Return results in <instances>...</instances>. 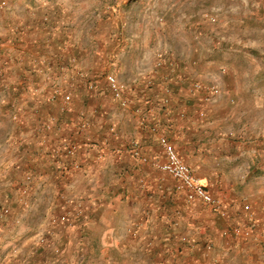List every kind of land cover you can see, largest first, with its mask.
Listing matches in <instances>:
<instances>
[{
	"label": "crops",
	"instance_id": "1",
	"mask_svg": "<svg viewBox=\"0 0 264 264\" xmlns=\"http://www.w3.org/2000/svg\"><path fill=\"white\" fill-rule=\"evenodd\" d=\"M85 1L91 3L94 16L83 12L78 27H72L75 19L69 9L62 21L56 18L50 23L49 20L46 27L39 28L37 17L51 12L45 8L36 14L28 13L27 29L21 39H14L17 35L7 32L4 38L5 44L15 52L13 73H18L19 78L13 79H19L24 89H27L24 80L32 85L37 80H47L34 86L40 91L46 87L40 96H48L51 81L41 74L45 71L44 59L61 58L70 66L74 59V68L85 76L75 83L69 111L60 112L58 103H49L44 109L35 106V110L43 111L35 125L51 113L57 114V122L53 129L42 132L41 135L49 133L44 140L35 133L37 140L30 146L33 153H23L21 160L40 159L39 152L47 142L46 151L47 148L51 151L42 156L44 161L38 169L44 181L52 180L53 185L55 178L50 174L55 172L58 176L63 172L51 160L57 139L63 137L65 140L61 142L65 144L76 142L79 145L74 156L65 154V182H60L59 190L51 192L48 202L55 209L50 216L64 219L69 225L65 221L66 211L79 209L81 215L71 221L72 237L84 245L81 249L84 255L91 247L95 252H103V264H264L262 199L253 198L242 204L235 193L225 196L230 212L228 218H223L201 201L188 202L173 176L152 162H140L131 153L132 143H136L151 161H163L165 155L159 137L166 135L201 182L213 187L207 173L202 171L207 143L205 138L197 137L199 132L193 124L194 100L189 92L185 96L182 89L173 84L169 102L164 103L162 74L153 77L154 50L160 47L156 42L151 46L150 40L143 37L146 28L135 24L140 22L133 9L141 4L143 12L146 0H83V3ZM64 19L68 26L62 32L60 26ZM125 49L130 52L126 53ZM136 54L138 60L134 59ZM1 64L0 71L4 72ZM109 73H115L128 86L129 108H122L113 98L106 79ZM151 78L155 79L153 85L149 84ZM88 81L96 83L94 90L87 88ZM68 83L70 81L65 80V84ZM199 113L201 115V110ZM74 162L83 168L75 170ZM34 186L19 200H16L19 192L15 191L17 207L22 208L32 200L35 204ZM245 204H249L250 209H246ZM60 224L56 226H62ZM247 224L254 228L249 235L226 234L231 226ZM70 228L66 229L67 239ZM182 236L189 242H184ZM30 253L31 250L24 255L30 256Z\"/></svg>",
	"mask_w": 264,
	"mask_h": 264
},
{
	"label": "rangeland",
	"instance_id": "2",
	"mask_svg": "<svg viewBox=\"0 0 264 264\" xmlns=\"http://www.w3.org/2000/svg\"><path fill=\"white\" fill-rule=\"evenodd\" d=\"M145 3L143 12L141 4L133 7L140 22L135 24L144 25L143 37L150 40L151 46L156 42L159 50L177 60L182 78L178 77L174 84L185 96L192 80L219 87L218 96L208 103L201 102L198 94L188 93L195 104L191 113L199 132L197 137L205 138L207 143L202 171L213 184L209 189L224 203V197L234 193L242 204L253 198L264 201V0H146ZM45 8L51 12L46 11L36 22L42 29L49 20L62 21L69 9L75 19L72 27H78L83 12L94 16L91 3L83 0H0V50L5 51H0V64L5 63L1 64L5 71H0V203L3 206L8 200L11 207V213L0 218V264H103V252H95L91 247L82 254L84 245L73 239L74 229L64 219L50 216L55 208L48 200L51 192L59 190L65 182V176L52 172L53 185L52 180L45 182L42 178L38 165L44 161L42 156L51 151L49 148L46 151L48 143L40 150V159L21 161L23 153L32 152L30 146L37 140L35 133L42 140L49 136V133L41 135L44 131L35 127H41L40 120L37 125L35 122L43 116V111L35 110V106L48 107L51 102L40 96L46 87L36 94L24 89L19 79H13L19 75L13 73L15 52L4 38L7 32L17 35L14 39H21L27 29L28 13L36 14ZM65 21L60 26L62 32L68 26ZM138 54L134 59L138 60ZM46 81L37 80L34 85ZM200 110L205 114L201 116ZM57 140V147L65 142H61L65 140L63 137ZM27 173L32 174L30 185L34 184L37 192L35 204L32 200L20 208L13 194L19 192L16 200L27 196L20 189L26 185ZM16 176L19 186L13 185ZM58 222L62 226H56ZM67 228L69 239L65 238ZM30 250L31 255L25 256Z\"/></svg>",
	"mask_w": 264,
	"mask_h": 264
},
{
	"label": "built area",
	"instance_id": "3",
	"mask_svg": "<svg viewBox=\"0 0 264 264\" xmlns=\"http://www.w3.org/2000/svg\"><path fill=\"white\" fill-rule=\"evenodd\" d=\"M4 3V2H3ZM45 71L41 74L46 78L48 77L51 80V90L47 96L48 101L51 103H58L60 112H67L72 108L73 102V88L75 86L76 81L83 79L84 74L79 71H76V60L71 61L70 64H66L65 61H62L61 58H57L56 60H42ZM71 67V69L69 68ZM58 70V71H57ZM70 70V73H68ZM177 60L173 57L172 54L168 52H164L161 49L156 50L155 52V61L153 67V77L156 74H162V79L165 84H163V90L165 92V96L163 98L164 103L169 102V95L172 92L171 86L175 83L178 77L182 78V75L179 73L180 71ZM163 72V73H162ZM51 77V78H50ZM176 77V78H175ZM107 82L110 88L111 94L115 100H117L120 106L124 109L129 108L131 104V100L127 95L128 86L121 82L115 73L107 74ZM179 79V78H178ZM65 80H69L70 83L65 84ZM24 85L27 86L33 92H39V87L28 84L27 80L23 81ZM155 83V79L151 78L149 84L153 85ZM86 86L89 90H94L96 88V83L93 81H88ZM188 92L191 94H199L200 98L203 102L208 103L213 100L219 94V87L214 84H207L199 80H192L187 88ZM205 112L201 110V115H204ZM16 118V114L13 115ZM57 122V118L55 116H50L41 123V127L39 130H51L53 129L54 124ZM160 145L164 151L165 159L163 161H151L149 156L143 152L141 147L132 143L131 153L142 163L152 162L154 166L159 168L161 171L166 172L173 176L178 182V189L183 191L185 194V198L188 202L201 201L213 208L219 216L223 218L229 217V209L225 205V203L217 197L212 191L209 189L207 185L201 182V180L195 175L193 169L180 157L174 143L166 136L161 135L159 137ZM61 147H57L54 152H51V160L54 164L59 167L61 175L65 174V154L66 156H74L78 151L79 145L76 142H71L70 144H65V142L61 143ZM73 167L75 170H80L83 166L74 162ZM24 180L26 185L23 184L20 189L21 193L27 194L30 190V183L32 182V174L27 173L24 176ZM29 183V184H27ZM246 209H250L249 204H245ZM78 211H67L65 215V221L69 222V226L71 225L72 219H76L81 215L79 209ZM11 213V207L9 204H5L0 209V218L7 217ZM254 232V228L252 225H235L231 226L229 230H226V234H234V235H249ZM182 240L184 242H189L186 236H182ZM212 248V245H209ZM59 249L55 248V252L59 253Z\"/></svg>",
	"mask_w": 264,
	"mask_h": 264
},
{
	"label": "trees",
	"instance_id": "4",
	"mask_svg": "<svg viewBox=\"0 0 264 264\" xmlns=\"http://www.w3.org/2000/svg\"><path fill=\"white\" fill-rule=\"evenodd\" d=\"M19 183H20V181L17 180V178H15V179H14V183H13V185L16 186V184H17V186H19ZM3 204H4V205H5V204L7 205L8 203H3ZM1 207H2V203H0V209H1Z\"/></svg>",
	"mask_w": 264,
	"mask_h": 264
}]
</instances>
